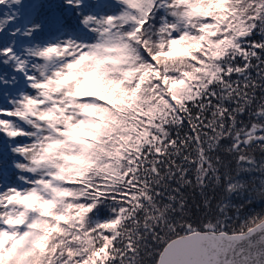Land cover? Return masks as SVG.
<instances>
[{
    "label": "snow or ice",
    "instance_id": "obj_1",
    "mask_svg": "<svg viewBox=\"0 0 264 264\" xmlns=\"http://www.w3.org/2000/svg\"><path fill=\"white\" fill-rule=\"evenodd\" d=\"M0 264H264V0H0Z\"/></svg>",
    "mask_w": 264,
    "mask_h": 264
}]
</instances>
